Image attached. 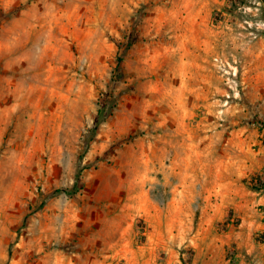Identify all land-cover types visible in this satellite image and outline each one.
<instances>
[{
  "label": "rangeland",
  "instance_id": "1",
  "mask_svg": "<svg viewBox=\"0 0 264 264\" xmlns=\"http://www.w3.org/2000/svg\"><path fill=\"white\" fill-rule=\"evenodd\" d=\"M261 5L0 0V264H264Z\"/></svg>",
  "mask_w": 264,
  "mask_h": 264
},
{
  "label": "trees",
  "instance_id": "2",
  "mask_svg": "<svg viewBox=\"0 0 264 264\" xmlns=\"http://www.w3.org/2000/svg\"><path fill=\"white\" fill-rule=\"evenodd\" d=\"M242 0H230L231 4H237V2H240ZM263 6L264 0H259ZM121 61V57H118V62ZM119 68V66L117 65ZM116 67V68H117ZM117 75H112L109 82L107 83V89L102 92V96L98 100L97 103V110L96 114L93 118L92 125L88 128L85 136H84V147L82 150V153L79 155L78 163L74 172V180L70 186H61L56 189H54L51 193L47 195V198H51L58 193L64 192L70 196H74L78 190L81 189L82 183L80 181L81 172L83 169V166L81 165V157L82 154L87 150L89 147L90 142L94 139L95 134L97 132V129L99 128L100 124L103 123L109 116L112 115L113 109L116 106V95L113 94V85L116 82V78L120 77L119 73H116ZM256 189H261L262 185L255 186Z\"/></svg>",
  "mask_w": 264,
  "mask_h": 264
},
{
  "label": "crops",
  "instance_id": "3",
  "mask_svg": "<svg viewBox=\"0 0 264 264\" xmlns=\"http://www.w3.org/2000/svg\"><path fill=\"white\" fill-rule=\"evenodd\" d=\"M259 199H260L259 201H264V196H261ZM204 207H205V209L208 208L207 205H205ZM209 208H212V206H209ZM211 214H212V213H211Z\"/></svg>",
  "mask_w": 264,
  "mask_h": 264
}]
</instances>
